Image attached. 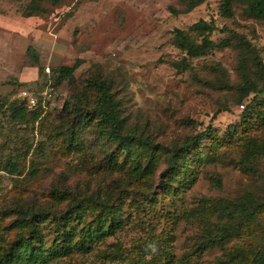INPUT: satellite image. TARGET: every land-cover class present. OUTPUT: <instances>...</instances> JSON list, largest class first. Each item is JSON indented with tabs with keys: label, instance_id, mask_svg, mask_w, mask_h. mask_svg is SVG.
I'll return each instance as SVG.
<instances>
[{
	"label": "rangeland",
	"instance_id": "obj_1",
	"mask_svg": "<svg viewBox=\"0 0 264 264\" xmlns=\"http://www.w3.org/2000/svg\"><path fill=\"white\" fill-rule=\"evenodd\" d=\"M234 10L222 16L220 0L189 12L181 0H0V240L16 239L10 224L22 205L52 214V222L37 220L50 245L57 219H67L72 204L103 200L109 206L99 211L108 220L102 225L89 214L82 222L92 232L85 248H69L49 264H252L264 242V210L223 244L201 247L212 227L230 221L221 201L247 193L264 199V156L252 170L241 163L247 141L264 140V94L240 102L237 87L245 81V41L264 63V21L244 3ZM201 19H214L212 40L229 44L189 59L174 33H195ZM184 61L192 67L182 69ZM75 64L70 80L60 76V67ZM249 70L250 82L262 85L252 61ZM91 77L111 84L125 133L151 134L168 149L194 137L202 142L167 175L165 148L150 168L145 156L140 170L120 164L122 157L116 166L106 163L117 146L94 120L80 131L82 148L68 147L76 110L65 103ZM13 101L40 108L41 118L13 121L6 110ZM250 103L253 112L246 113ZM10 157L19 163L14 174L2 168Z\"/></svg>",
	"mask_w": 264,
	"mask_h": 264
},
{
	"label": "trees",
	"instance_id": "obj_2",
	"mask_svg": "<svg viewBox=\"0 0 264 264\" xmlns=\"http://www.w3.org/2000/svg\"><path fill=\"white\" fill-rule=\"evenodd\" d=\"M181 1L185 5V11L189 12L206 0ZM238 3H244L250 14L264 21V0H220V14L225 17H232L235 12L234 6ZM39 6L38 2H33L31 10L36 11ZM216 29L214 19H201L192 26V30L195 33L177 28L173 42L175 46L186 53L189 59L204 57L211 54L216 48L229 44L215 43L212 40V34ZM239 60V71L242 76H245V81L238 83L237 86L240 91V102L250 93L255 94L253 97V100H255L260 94H264V79L260 86L250 82L249 65L252 61L256 69V75L259 78H264V63L255 47L248 41H245L243 49L239 53ZM77 66L75 64L73 66L60 67L58 69L60 76L70 80ZM180 66L182 69H190L192 67L186 61L181 63ZM65 105L67 109L74 108L76 110V119L68 127V147L74 146L77 150L82 148L79 145V142H81L79 138L80 131L94 120L99 132H102L106 138L112 141V144L117 146V150L113 151L112 155H107L109 157L105 161L111 165L114 163L113 165L116 166L117 162L120 163L119 158L122 157L123 161L120 164L129 163L135 169L140 170L143 166L142 157L145 156L148 158L145 168H150L153 167V161L158 157V150L165 148L163 145L155 143L151 134H139L138 131L124 132L126 120L122 117L120 100L116 98L112 92L111 84L105 79L91 77L87 81L86 86L73 97V100L66 101ZM6 108L11 119L18 123L38 121L41 118V111L38 110L40 108L29 109L25 101H13ZM252 108V103H250L247 106L246 113L253 112ZM201 140H203L202 137H194L191 141H185L178 145L176 143L175 146L169 147V149L166 147L165 156L168 163L163 173L167 175L176 169L186 152L201 143ZM246 147L247 153L243 156L241 163L246 169L252 170L257 168V160L264 156V140L260 141L251 138L247 141ZM161 154L162 156H160L164 157L163 151ZM2 168L14 174L19 171V163L16 159L10 157L5 161ZM103 206H109V204L103 200H99L92 207L90 205L84 207L78 203L72 204L67 211V219H57L54 238L50 245H47L44 231L37 220L39 217L44 216L46 217L44 218L45 220L52 222V214L27 209L23 205L18 207L15 209L16 219H13L10 224L12 228L17 230L16 239L8 244L0 240V264H49L68 251L69 248L84 249L92 232L87 233L85 231L86 226L82 222L90 214V217L92 216L91 220H99L103 225L108 220L104 209L99 211ZM263 210L264 199L259 200L258 197L251 193L243 195L237 201H221L219 211L225 216L224 218L230 219V221L226 223L225 228L219 225V227H212L201 241V247L207 249L217 244H223L230 235L240 232L245 224L258 221L260 219L259 214ZM93 221H87L86 224L91 225ZM77 237L78 241L75 240ZM253 254L252 264H264V242L261 248L257 251L255 250Z\"/></svg>",
	"mask_w": 264,
	"mask_h": 264
},
{
	"label": "built area",
	"instance_id": "obj_3",
	"mask_svg": "<svg viewBox=\"0 0 264 264\" xmlns=\"http://www.w3.org/2000/svg\"><path fill=\"white\" fill-rule=\"evenodd\" d=\"M30 101H31V103H32V106L37 105L35 98H32Z\"/></svg>",
	"mask_w": 264,
	"mask_h": 264
}]
</instances>
